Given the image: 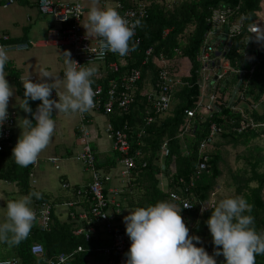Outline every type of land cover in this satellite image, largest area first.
<instances>
[{"label":"trees","instance_id":"obj_1","mask_svg":"<svg viewBox=\"0 0 264 264\" xmlns=\"http://www.w3.org/2000/svg\"><path fill=\"white\" fill-rule=\"evenodd\" d=\"M145 1L150 6L146 17L141 21L143 27H138L137 35L133 37V42L139 40L136 50L124 57L115 53L110 54L103 64L102 77L98 79L92 77L94 81L92 86L101 84L106 91L111 80L119 82L131 70H138L141 74V79L134 89L133 103L129 109L126 112L115 109L108 116L114 129L126 128L130 138V153L134 155L138 150L142 152V157L137 159V169L132 171L133 179L130 183L134 186L132 191L141 193L134 198L130 189L127 188L126 190L129 191L124 192L120 200L121 203L134 209L154 206L161 201L172 202L181 207L178 202L170 199L168 193L160 189V182L157 178L161 172L158 166L160 150L162 145L166 144L169 154L164 159L163 172L168 181V191L192 202L193 209L184 210L181 207L180 214L189 228V235L201 238L202 243L196 246L204 247L209 255H213L215 246L206 224L212 209L203 212H200V209L204 203L211 200L212 196L214 197L218 180L224 176L231 183L234 191L233 197L243 196L253 205L250 214L255 218L257 231L264 230V148L253 144L258 139L264 141V66L260 63L264 41L257 42L255 36H252L250 48L246 50L243 46L244 39L249 37L248 29L255 24L257 14L261 12V0ZM220 9H228L232 12L229 17L230 25L232 22L241 24V31L233 40L231 52L227 55L233 66L246 71L236 90L237 99L231 101L229 96L225 101V86L228 87L230 84L227 81L218 92L219 104L212 115L205 118L195 115L189 120L192 126L190 132L181 134L180 128L185 122V112L195 110L200 94L197 86H186L174 93L173 107L168 114L162 115L150 126H145L143 117L149 104L146 101L144 89L148 87V84L153 86L158 79L159 72L164 69L165 66L161 68V58L166 62L165 70L169 74L178 73L175 64L183 61L187 67L190 66V70L183 68V74L189 73L190 76L192 75V82H195L198 68L195 57L204 43V36L212 28L210 22L212 13ZM9 42L25 43L21 39H9ZM148 49L151 51L149 55H146ZM237 50H243V53H236ZM110 63L119 65L117 73L109 70ZM94 66L95 64L86 67ZM252 66H254V72L249 75L248 70ZM178 74L183 79V76ZM17 75L15 74L13 78L17 80L18 91L24 98V89L20 88ZM183 80L186 81L185 78ZM238 80L234 81L235 86ZM241 94L242 98L239 97ZM40 104L41 101L29 100L32 110ZM237 108L241 111L236 110ZM29 119L32 120V117ZM241 122L246 126L238 132ZM213 124L220 128V134L212 148L207 150L206 169L199 171V144L208 136L209 128ZM142 129L144 134L139 137V131ZM238 146L243 147V153L236 155V161L242 159L243 167L233 170L224 157L227 154V147L237 148ZM12 149L5 147L0 151V180L15 183L18 190L25 196L36 191L29 183L32 165L26 168L18 166L12 158ZM114 154V159H118V153L114 151ZM114 159L110 160L108 165L103 166L98 163L95 156V167L98 170L109 172L115 167L116 160ZM141 162H145L146 166L142 167ZM172 163L175 169L173 173ZM42 196L43 198L39 200L32 198V208L38 211L42 203L51 205L52 212L48 229L40 230L36 219L28 239L18 246H12L11 257L18 259L19 264H46V261L54 256L65 253L73 256L71 264H95L103 250L111 247V242L109 238L101 236L102 232L92 235L89 242H85L84 234H76L78 229L87 227L86 220L80 219L78 214L85 213L90 218L89 197L86 195L79 197L75 194L76 198H80L77 211L74 209L77 213L74 219L68 216L66 218L68 222H62L53 211L56 204L51 202L48 196L44 194ZM220 200L214 201V206ZM70 211L73 210L70 209ZM33 244H40L43 247L44 253L41 258L31 254L30 248ZM79 246H82L84 251L77 252ZM111 257L116 259V254L112 251ZM215 258L217 264H226L222 255ZM256 264H264V255L256 257Z\"/></svg>","mask_w":264,"mask_h":264},{"label":"built area","instance_id":"obj_2","mask_svg":"<svg viewBox=\"0 0 264 264\" xmlns=\"http://www.w3.org/2000/svg\"><path fill=\"white\" fill-rule=\"evenodd\" d=\"M16 0H5V5L9 6L15 3ZM83 0H71L68 2H59L54 0H38L37 9L43 16H50L57 24L55 28L50 29L47 32V44L53 46L69 47L72 50V60L76 61L79 66L98 65L104 64L107 57L113 54L106 48H102V39L97 36H91L86 34L82 28V16L84 6ZM101 9L115 8L121 15L127 14V18L130 21L139 19L142 21L147 14L149 3L145 0H96ZM232 12L228 9L216 10L212 13L211 17V30L204 36V43L198 51L195 62L198 65L196 69V79L192 82V75L183 74V68L190 70V66L187 67L182 61L177 66L178 73L185 78L186 81L178 73L169 74L166 70V62L161 58V68L158 74V79L153 86L148 84V89L145 91L146 101L149 104L148 110H145V116L143 117L144 125L150 126L155 123L162 115L168 114L173 107L174 93L180 91L184 87L197 86L200 94L196 103L195 110L186 111V118L184 124L180 128V133L190 132L191 124L189 120L195 115L202 118L210 117L219 104L218 90L224 87V83L229 81L231 76L240 77L245 74L238 66H233L228 59V56L232 49L233 40L237 38L241 31V24L239 22H232L229 24V17ZM256 25V24H254ZM225 26H228L227 32L224 31ZM253 26V25H252ZM252 26L248 29L249 37L244 39L243 46L247 49L250 48V37L254 36L251 31ZM259 26V25H258ZM138 28V27H137ZM137 28L135 34L137 35ZM262 28V27H261ZM167 31H165L166 33ZM224 35L225 39L219 43L218 36ZM138 39L136 42L138 43ZM0 45L5 46L8 52H23L30 48L28 43H10L7 34L0 32ZM244 48V49H245ZM150 49L146 51V55L150 54ZM236 53H243V50H237ZM251 58V57H250ZM260 63L264 66V51L260 58ZM108 68L111 72L117 73L119 71V65L116 63H110ZM254 72V66L248 70V74L251 75ZM195 78V77H194ZM141 74L138 70H131L128 75L123 76L119 82L111 80L109 85L104 90L101 84L92 86L94 97V108L84 114L77 113L80 119V123L77 126V132L82 144L80 152L76 156V160L80 161L86 170L90 172V182L87 187L80 190H76V195L81 197L86 195L89 197L90 203V218L85 213H79L80 219L86 220L87 227L80 228L76 231V234H84L85 242H89L91 236L95 233H101L104 238H109L111 247L104 249L100 258H98L95 264H125L126 253L128 252L131 241L126 235V226L121 221V198L122 191L113 186V180L117 179L123 185L124 183L130 185L132 181V171L137 169V159L142 157L141 151H136L134 155L130 153V138L126 131V128L114 129L112 124L108 122L106 126V134L112 140L113 150L119 155L116 162V168L109 172L98 170L95 160L94 151L90 145V136L84 125V120L87 114L101 113L102 115L109 116L115 109L126 112L127 109L133 103V95L136 84L140 81ZM226 87V86H225ZM238 95H235L234 99H237ZM242 98V94L239 95ZM226 101V99H225ZM238 111V108L236 109ZM9 118L0 128V151L5 145L15 144L17 142H11L12 129L14 127L16 114L14 111H8ZM243 122L240 123L238 132L245 128ZM144 134V130L139 131V137ZM220 134V128L215 124L209 128L208 136L202 140L199 144V159L198 170L206 169L207 162V150L212 148L213 143L216 141ZM181 136V135H180ZM14 145V147H15ZM169 154L166 144H163L160 150V158L158 166L161 172L157 175V178L165 176L164 174V159ZM55 167V159H49ZM38 163V160L32 165L34 168ZM141 166L145 167V162H141ZM172 173L175 171L174 163L171 165ZM32 176V173L30 174ZM159 176V177H158ZM161 184V182H160ZM159 184V185H160ZM122 185V186H123ZM121 186V187H122ZM164 193H168L171 200L178 202L181 207L185 203L192 205L191 208H183L184 210H192L193 204L188 199H182L176 193L168 191L167 186L162 189ZM74 203H66V206L73 211L69 210L68 216L74 219V209L77 211V207L73 208ZM214 201L210 200L201 206L207 211L214 207ZM200 209V212H201ZM35 210V209H34ZM52 207L49 203H42L40 209L36 212V219L40 230L48 229V222L51 217ZM98 226V228H97ZM84 251L82 246L77 247V252ZM111 251L116 254V259L111 257ZM30 252L34 257L41 258L44 250L40 244L31 245ZM73 256L71 254L60 253L53 258L46 261V264H71ZM0 264H19L18 259L10 257L6 259H0Z\"/></svg>","mask_w":264,"mask_h":264},{"label":"clouds","instance_id":"obj_3","mask_svg":"<svg viewBox=\"0 0 264 264\" xmlns=\"http://www.w3.org/2000/svg\"><path fill=\"white\" fill-rule=\"evenodd\" d=\"M87 16L91 34L102 39V48L121 57L136 50L137 42H133L135 29L143 27L139 19L130 21L127 14L121 15L115 8L96 6ZM251 31L257 42L264 41V28L256 24ZM64 56L67 66L62 81L65 92L56 91L58 101L51 96L59 81L50 73L44 72L40 82L34 83L29 78L23 82L24 99L20 108L32 114L35 124L27 118L20 120L22 132L12 149V158L21 168L33 165L49 146L56 129L54 110L66 115L84 114L95 106L92 77L96 69L79 66L70 58V52L66 51ZM8 59L5 46L0 45V128L9 118L8 106L14 95V89L6 79ZM46 78H53L54 82L49 83ZM29 100L41 101L35 113ZM33 197L37 200L43 198L40 192L32 191L7 203L5 221L0 223V242L18 246L28 239L36 221V212L31 207ZM191 207L187 203L183 205L185 209ZM205 209L202 207L201 212ZM252 210L253 205L243 196L221 199L212 208L206 224L215 250L209 255L204 247L196 246L202 243L201 238L189 235L180 206L161 201L154 206L138 207L124 217L126 235L131 241L126 264H217L215 257L221 255L226 264H256V257L264 255V230L257 231L255 218L250 214Z\"/></svg>","mask_w":264,"mask_h":264},{"label":"crops","instance_id":"obj_4","mask_svg":"<svg viewBox=\"0 0 264 264\" xmlns=\"http://www.w3.org/2000/svg\"><path fill=\"white\" fill-rule=\"evenodd\" d=\"M17 1L20 2L21 4L25 3L26 5L35 8V10L37 12V18L35 19V22L33 24H31L32 19L30 18V16H27V21H29L30 24L26 25V26H25V24H23L21 26V28L19 29V31H17V28H16L18 22H15V25H13L12 21H10V19H12V17L15 16L17 13L15 8L12 9L8 15H6L7 17L11 16L10 19L8 18V20L7 19L6 20H4V19L0 20V23H1L0 32L7 34L9 39H11V40L21 39V40H23V42L28 43L30 45V48H35V53L28 52V53H26V55H24V62L17 59V56H19V55H17L18 53H16V55H14L12 57H10V55H9L8 56L9 57L8 63L5 66V73L7 75L6 79L8 80L10 86H12L14 89V95L10 99L9 106H8V111H14L16 114L15 123H14V127L12 129V134H11V140L13 142H17L18 138L21 136L22 129L20 127H23V126H22V123L20 120L24 119V118L29 119V117H30L29 113H25L20 108V105L22 104L24 98L21 96V94L18 91L19 87L17 84V80L15 78H13L14 75L18 74L17 76H18V80H19V86L21 88V87H23V82L26 81L28 78L32 82L36 83V82H40L44 72L50 73L51 76L58 78V81H59L58 87L56 88V90L53 89L52 96H51L52 99L58 101V97L56 95L57 89H59L61 87L60 93L65 92L64 84L62 81L64 80V72L66 70V68H64L63 70L60 69L58 71V76H55L54 70L52 69V66L54 64L59 63V62L60 63L65 62L64 53H62V51H61V49L64 48V46H53V45L47 44V42H46L47 41V32L50 29L55 28L57 25L55 23L54 19L50 16H43L38 12V9H37V1L38 0H16L15 3ZM54 1L68 2L71 0H54ZM85 1H89L91 4L94 3V4H97L99 6V4L97 3L96 0H83L82 4ZM4 3H5V0H0V7L3 9H7L8 7L15 4L14 3L12 5L6 6ZM83 6H84V11H85L86 6L84 4H83ZM18 7L22 8L21 5H19ZM260 7H261V12L259 14H257V20L255 21V24H258L260 27L264 28V0H261ZM84 11H83V16H82V21L84 18ZM43 19H46V21H44ZM87 22H88V18L85 19V24ZM10 24H12L13 27L9 26ZM84 27H85V25L83 23V25H82L83 31L86 34H88V32H86V29ZM89 35L95 36L93 34H89ZM222 36L223 35H219L217 38L219 43L223 42L225 39V36H223V37ZM67 48H69V47H67ZM69 52L71 53L70 58L72 59L71 48H69ZM27 57L30 58L31 61H33L32 60L33 57L35 58L34 62L31 63V65L26 63L25 58L27 59ZM94 68L96 69V73H95L94 77L97 79L101 78L102 77L101 73L104 71V65L103 64L95 65ZM233 77H238V75L231 76L229 79V83ZM46 79H48L49 83L54 82L53 78H46ZM235 87H234V89H235ZM232 92H231V94H232ZM231 94H230V92L227 94V97L229 98V96H230V99H231ZM36 109L37 108L32 110V112L35 113ZM54 111H53V118L55 119V122H56L55 136H56V138H58V140L60 142V144L58 145V147H60V148L54 149L53 151L57 154H60L62 159H63V157L69 158L71 155H73L72 151H71L72 146L70 145V142L69 143L66 142V140L63 137L65 134L68 135V133L66 132L67 127H69V128L72 127L73 135L76 138V140L74 141V144H79L80 146H82V144L80 143V141H81L80 137H79L78 132H77V126L80 123V119H79V116L77 115L78 121L74 124V126H72L71 124H68L66 122H64V124H63L62 120L60 118H58V114H54ZM59 114H62V113H59ZM63 116L67 117V119H66L67 121L70 119V115H66L63 113ZM102 116H105V115H102L101 113H91V114L89 113V114H87V116L84 120V125L86 126V129L89 133L90 145H91L92 150L94 151V154L96 156V160L98 161V163L100 165L105 166V165H108L110 163L109 162L110 160L114 159L115 154H114V150H113V145H111L112 140L108 137V135L105 132L102 133V127L100 125H98V122H102V121L104 123H106V121L109 122L108 116H105L106 118H103ZM32 118H33V116H32ZM32 120H33V124H34L35 121H34V119H32ZM24 130L27 131V129H24ZM103 134L106 137V140L104 142H108V146L103 148V149H99V145L97 144V142L102 139ZM78 138H79V140H78ZM109 141H110V144H109ZM14 145L15 144L5 145L3 148L4 149H5V147L6 148H14ZM49 150H50V144L42 152L43 153L42 155H44L43 158L48 157L47 154H48ZM109 151H111L113 153L112 156H108L107 153H110ZM77 155H75V157H74L75 159H76ZM116 162H117V159H116L115 163ZM37 165H38V163H37ZM115 168H116V164H115V167H113L110 171L114 170ZM100 170H102V169H100ZM87 171H86V174L88 175L87 179H86L85 183L81 184V185L76 184V183H72V185H71V183H69V181H67V179H66V178H68L67 175H63L61 178V191L63 193L62 196H59V195H57V197L51 196L52 198L57 200V202H53V203H57L60 206H64L66 208L65 211H66L67 215L65 218L68 217L69 210H70V208H68L66 206V203H74L73 208H76L80 204V198L79 199L76 198L75 194H76L77 189L82 190V189L86 188L88 183L90 182V172H87ZM102 171H104V170H102ZM0 181H3V180H0ZM159 181L161 182L160 189L162 190L167 186L166 176L160 177ZM4 182H7V181H4ZM42 183H43V180L41 181V185H42ZM13 184L15 185V183H13ZM127 191L128 190H126V189L124 190V192H127ZM57 204L54 205L53 211L55 214H58L59 216H61L62 211H58ZM121 208H122V206H121ZM57 218L60 221H63L65 219V218H60L58 216H57Z\"/></svg>","mask_w":264,"mask_h":264},{"label":"rangeland","instance_id":"obj_5","mask_svg":"<svg viewBox=\"0 0 264 264\" xmlns=\"http://www.w3.org/2000/svg\"><path fill=\"white\" fill-rule=\"evenodd\" d=\"M86 6V10L84 11V18L82 21V25L84 23L85 25V29L86 32H88V34H91V30L90 27H88V22L85 24V19L88 18L87 14L89 12V10L93 7L96 6L98 8H100L97 4H91L89 1H85L83 3ZM19 5H21L22 8L18 7ZM16 9V15L11 18V16L7 17L6 15H8L10 13V11L12 9ZM32 9V10H31ZM27 16H30V18L32 19L31 24H33L35 22V19L37 18V12L35 10V8L30 7L28 5L21 4L20 2H16L14 5L8 7L7 9H3L0 7V20L4 19V20H8V18L10 19V21H12L13 25H15V22H18L17 24V31H19V29L21 28V26L23 24L29 25L30 22L27 21ZM44 21H46V19H43ZM1 25V23H0ZM12 24H10L9 26L13 27ZM62 53H65L66 51L69 52V48L64 47L61 49ZM35 53V48H30L27 51H23V52H8V56L10 55V57L16 55V53H18L17 55V59L21 60L22 62H24V55H26V53ZM23 54V55H22ZM34 57L32 58L33 61H31L30 58L27 57L26 63L31 65V63L34 62ZM64 68H66L65 62L63 63H56L52 66V69L54 70V75L58 76V71L61 69L63 70ZM239 77H233L230 80V84L228 87H226V93H225V99L227 100V94L233 91L235 85L233 84L234 81H237ZM58 87V86H57ZM149 87H145V91L148 89ZM58 93H60L61 91V87L59 89H57ZM219 91V90H218ZM54 114H58V118H60L64 124V122L71 124L72 126H74V124L78 121V114H70V119L67 121V117L63 116L62 114H59L58 112L54 111ZM30 117H32V114H30ZM103 118H106L105 116H102ZM33 119V118H32ZM35 121V120H34ZM98 125H100L102 127V133L105 132L106 133V126L108 125V122L106 121V123L102 122H98ZM65 126V125H64ZM67 127V126H66ZM66 132L68 133L64 135V139L66 140V142H70L71 147V151L72 154L69 158H61L60 154L55 153L53 150L54 149H59L60 147H58V145L60 144L58 138H56L55 133L54 136L50 142V150L48 151V157L43 158L44 155H42L43 153H41L38 157V165L35 168H32V176H30V180L29 183L31 185V187H33L37 192H40L41 194H44L46 196H48L50 198L51 202H57V200H55L54 198H52L51 196L57 197V195L62 196V191H61V178L63 175H67L68 178L67 181H69V183H76V184H84L86 179H87V174L85 170L84 165L80 162L77 161L74 157L75 155H77L80 152V148L81 146L79 144H74V141L76 140V138L73 135V131H72V127H67ZM79 140V138H78ZM106 140L105 135H102V139L100 141L97 142V144L99 145V149H103L105 147L108 146V142H104ZM108 141V140H107ZM81 143V142H80ZM110 144V141H109ZM253 144H257L260 147L264 148V141L262 139H258L255 140ZM112 145V143H111ZM215 147V146H214ZM227 154H225L226 157H224L226 159L227 162H229V164L231 165L230 167L234 170L236 168H242L243 167V160L240 159L238 161H236V155L242 154L243 153V147L242 146H238L237 148H230L227 147ZM110 153H107L108 156H112L113 153L111 151H109ZM104 156V155H103ZM49 159H55V164L57 165V168L55 167V165L49 161ZM116 160V159H115ZM89 172V171H87ZM159 177V176H158ZM43 180V183L41 185V181ZM160 182V181H159ZM113 186L118 187L122 193L124 194V190L129 188L130 189V193L133 194L132 196H134V198H137V195L140 194L141 192H136V191H132L134 190V186L133 185H128L124 183V185L118 181L117 179L113 180ZM123 185V186H122ZM122 186V187H121ZM129 191V190H128ZM130 194V195H131ZM234 191L233 188L231 186L230 181L226 178V176L220 178L218 180V186L216 188L215 191V195L214 197H211V200L217 202V200L219 199H224V198H228V197H233ZM24 196L19 190L18 188L12 184V183H8V182H4V181H0V223H3L5 221L6 218V211H7V203L9 201H13V200H18L20 197ZM119 201L121 203L120 200V196H119ZM57 204V203H55ZM121 214H120V218L121 221L124 223V217L129 215L131 211H134L135 209L132 207H129L127 204L125 203H121ZM32 207V205H31ZM58 207V211H62L61 216H59L58 214H56L58 217L60 218H65L66 217V208L64 206H60L59 204H57ZM64 210V211H63ZM62 222H68L66 220V218L62 221ZM13 254V250H12V246L7 245L6 243H2L0 242V259H6V258H10Z\"/></svg>","mask_w":264,"mask_h":264},{"label":"water","instance_id":"obj_6","mask_svg":"<svg viewBox=\"0 0 264 264\" xmlns=\"http://www.w3.org/2000/svg\"><path fill=\"white\" fill-rule=\"evenodd\" d=\"M227 30H228V26H225L224 31L227 32ZM223 36H224V35H223ZM223 36H222V37H223ZM242 78H243V75H241V76L239 77V80H238V82H237V84H236V87H235V89L233 90V92H232V94H231V101L234 99V97H235V95H236V90H237V88L240 86L241 81H242Z\"/></svg>","mask_w":264,"mask_h":264}]
</instances>
